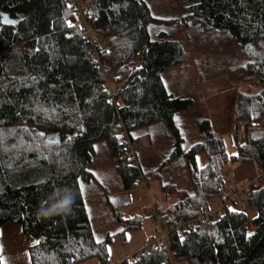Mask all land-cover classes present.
Here are the masks:
<instances>
[{
  "label": "trees",
  "instance_id": "trees-1",
  "mask_svg": "<svg viewBox=\"0 0 264 264\" xmlns=\"http://www.w3.org/2000/svg\"><path fill=\"white\" fill-rule=\"evenodd\" d=\"M78 1L87 8L97 58L114 75L113 100L90 45L70 25L72 0H0V227L18 226L36 240L28 248L29 264H78L91 258L104 264L111 236L94 239L85 203L99 184L90 170L98 147H104L109 161L115 159L124 193L136 188L141 174L144 181L159 180L165 195H176L164 206L168 222L192 219L214 199L222 203L227 165L254 163L262 182L247 195L251 217L225 207L209 230L171 235L169 242L175 264H264V129L248 132L247 143L234 145L228 156L223 140L211 131L202 99L195 104L190 94L181 96L185 90L168 89L161 77L192 54L199 82L227 75L232 88L240 87L234 127L261 120L264 0H176L178 14L168 19L155 16L145 0ZM205 45L225 51L212 57ZM204 56L214 63H205ZM197 105L198 141L188 145L178 117ZM121 130L136 147L141 140L157 147L158 153L146 156L137 150L139 172L125 154ZM198 154L205 157L201 167ZM58 190L75 195L71 213L38 219L37 210ZM117 199L119 204L109 207L123 236L138 229L141 218L121 211L129 205L127 194ZM165 257L156 248L134 263L118 264H163Z\"/></svg>",
  "mask_w": 264,
  "mask_h": 264
},
{
  "label": "rangeland",
  "instance_id": "rangeland-1",
  "mask_svg": "<svg viewBox=\"0 0 264 264\" xmlns=\"http://www.w3.org/2000/svg\"><path fill=\"white\" fill-rule=\"evenodd\" d=\"M145 1L148 3L153 14L157 17L168 19L169 17H173L178 14L179 9L176 0ZM180 33L183 37L186 34L183 29L180 30ZM209 40L215 39L210 38ZM205 46L207 54L211 55L212 57H215L216 54L218 57V55L221 54L222 49H224L225 51V44L222 47L220 45ZM228 52L232 53V50L228 49ZM193 57L194 55L190 54L188 60L183 65L163 72L161 74V77L163 78L164 83L166 82L168 84L167 85L165 83L168 89H170L169 87H171L177 88V90H185L180 93L181 96H187L186 93L190 94L194 98L195 104H197L198 100L200 101L201 99L199 92L201 82H199L200 80H198V74L196 73L197 70L193 65ZM199 57L202 58L203 56ZM204 58L207 59L205 63H214V61H212L209 57L204 56ZM220 77H226V79L228 80L227 75H222ZM236 91H238L236 88L225 91L222 93L220 99V106L223 108V121L225 125H232V107L234 102V92ZM199 112L200 107L197 105L190 111H187L178 117L180 127L188 145L198 141L194 120L199 115ZM223 143L227 155H232L234 152V144L232 142L231 135L227 137V139L224 138ZM137 147L138 153H140L142 156H146V153L148 152H152L154 154L155 152L158 153L157 147H148L145 140H141L140 144ZM166 147L167 146L164 145V143H161L160 149L162 151H164ZM157 153L156 155L158 157H161ZM113 164L114 162L111 159L110 161L108 160L104 147H98L93 158L92 165L90 166V170L95 175L99 184L94 186V193L85 200L86 208L90 216V227L92 229L94 239L96 241H102L106 234H109L111 236L110 243H108L106 246L107 255L104 264H117L121 260L133 255L135 252L145 246L147 238L153 234V223L147 217L146 212L148 199L163 204V206L176 200V195L170 193L165 195L160 190V181L155 178H151L145 181L144 187H137L129 191L128 193H124L119 188L118 179L113 169ZM196 164L198 167H201L205 164V157L203 154L196 155ZM234 165L237 164L227 165L226 173L223 176L224 179L227 178V176L230 174L231 167H234ZM172 173L179 177V174L175 170H172ZM161 178L163 179V181L167 180L168 175L164 171H162ZM126 194L129 199V205L122 208L121 211L127 217L133 215H137L138 217H140L141 225L136 230H125L123 236H120L119 234H117L120 226L116 221H114L109 206L118 205L119 202L117 198ZM138 196L141 197V200L139 201H137ZM103 197L107 198L108 203L104 201ZM221 204L222 203L219 199H214L210 201V203H208L207 207L216 209L219 208ZM245 205L238 202L235 205L230 204V207L238 211H244L247 217H251L254 212L249 211L248 207H245ZM30 238L34 239L32 237ZM78 264L100 263L95 258H91Z\"/></svg>",
  "mask_w": 264,
  "mask_h": 264
},
{
  "label": "built area",
  "instance_id": "built-area-1",
  "mask_svg": "<svg viewBox=\"0 0 264 264\" xmlns=\"http://www.w3.org/2000/svg\"><path fill=\"white\" fill-rule=\"evenodd\" d=\"M73 6V20L70 21L72 27H76L80 30L81 35L88 42L90 56L98 63L103 75L104 84L103 87L108 92V100H113L116 86L112 82L113 73L108 71L105 67H102L101 62L97 58L96 45L97 41L94 39L93 28L85 18L87 8L78 0H72ZM264 129V112L261 120L243 121L239 122L232 131V142L234 145H244L247 143V134L251 130ZM119 137H122V142L126 147V155L130 158V165L137 169L139 172V165L137 162V147L130 143L128 137L123 130L119 133ZM115 162V159H112ZM144 179L140 174L137 181V187H144ZM262 182L261 175L257 172L253 180H240L238 182L229 181L220 188V192L225 196V200L221 206L216 209L209 208L207 206L202 207L198 213L189 220H177L175 222H168L165 214V208L162 204L154 202L148 199L147 205V217L153 223V234L147 239L145 246L135 252L133 255L121 260L128 263H134L140 259L142 254L147 253L150 249H162L166 257L163 260V264H175L173 261V251L170 247L169 237L174 235L177 238H182L185 232L192 231L194 229L209 230L214 222H216L221 215L225 207H229L231 202L236 201L241 204H246L247 195L251 187H255ZM141 200V197H137V201ZM247 226L246 223L244 225ZM106 264V263H105ZM110 264V263H107ZM118 264V263H117Z\"/></svg>",
  "mask_w": 264,
  "mask_h": 264
},
{
  "label": "crops",
  "instance_id": "crops-1",
  "mask_svg": "<svg viewBox=\"0 0 264 264\" xmlns=\"http://www.w3.org/2000/svg\"><path fill=\"white\" fill-rule=\"evenodd\" d=\"M231 89L232 87L226 77L201 83L199 87L203 108L209 120L211 131L215 137H219L222 140L224 138L227 139L230 135L232 138L234 129L233 115L232 125H225L223 108L220 106L222 93ZM236 89L239 90V88ZM237 92H234V98ZM256 173L257 169L254 163L237 164L231 167L230 174L224 179V183L253 180ZM248 209L254 212L252 208L248 207ZM35 243L36 240L22 234L18 226L5 224L0 227V254L3 255L5 264H29L28 248Z\"/></svg>",
  "mask_w": 264,
  "mask_h": 264
},
{
  "label": "clouds",
  "instance_id": "clouds-1",
  "mask_svg": "<svg viewBox=\"0 0 264 264\" xmlns=\"http://www.w3.org/2000/svg\"><path fill=\"white\" fill-rule=\"evenodd\" d=\"M74 203L75 195H61L60 190H58L52 193L49 201L37 210V218L47 219L52 216L68 215L71 213Z\"/></svg>",
  "mask_w": 264,
  "mask_h": 264
},
{
  "label": "snow or ice",
  "instance_id": "snow-or-ice-1",
  "mask_svg": "<svg viewBox=\"0 0 264 264\" xmlns=\"http://www.w3.org/2000/svg\"><path fill=\"white\" fill-rule=\"evenodd\" d=\"M81 191H83V187H81ZM0 264H5L4 257L0 254Z\"/></svg>",
  "mask_w": 264,
  "mask_h": 264
},
{
  "label": "water",
  "instance_id": "water-1",
  "mask_svg": "<svg viewBox=\"0 0 264 264\" xmlns=\"http://www.w3.org/2000/svg\"><path fill=\"white\" fill-rule=\"evenodd\" d=\"M3 18H4V17H3V16H1V19H2V20H3ZM242 47H243V48H245V47H246V45H244V46H242Z\"/></svg>",
  "mask_w": 264,
  "mask_h": 264
}]
</instances>
